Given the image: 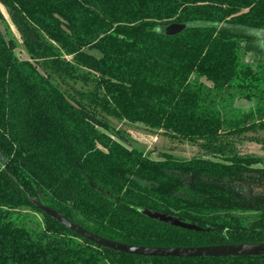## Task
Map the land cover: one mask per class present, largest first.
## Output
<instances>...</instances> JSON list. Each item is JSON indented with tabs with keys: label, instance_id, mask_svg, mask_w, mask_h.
Instances as JSON below:
<instances>
[{
	"label": "trees",
	"instance_id": "trees-1",
	"mask_svg": "<svg viewBox=\"0 0 264 264\" xmlns=\"http://www.w3.org/2000/svg\"><path fill=\"white\" fill-rule=\"evenodd\" d=\"M0 3L30 55L21 59L0 28V264H264V255L119 252L34 201L123 243L264 242V159L238 155L228 142L264 130V54L244 31L264 29V0ZM175 22L188 27L173 36L159 30ZM240 98L252 106L237 107ZM106 116L201 142L212 157L153 159L109 131ZM24 208L43 215L42 230L25 225Z\"/></svg>",
	"mask_w": 264,
	"mask_h": 264
},
{
	"label": "rangeland",
	"instance_id": "rangeland-1",
	"mask_svg": "<svg viewBox=\"0 0 264 264\" xmlns=\"http://www.w3.org/2000/svg\"><path fill=\"white\" fill-rule=\"evenodd\" d=\"M0 28L5 34L6 39L12 41L15 45V52L21 59H30V55L25 47L24 40L18 28L12 22L8 11L4 5L0 3ZM246 33H254L257 35L256 43L262 48L264 54V37L259 32L244 28ZM95 56L101 57L102 53L98 49L91 51ZM260 54V53H259ZM245 55L244 59H251V56ZM209 84L210 82L206 80ZM72 87L76 89L83 88L81 80L70 81ZM236 106L240 108H249L252 102L245 99H238ZM105 116V115H104ZM107 129L113 134L124 138L130 145L136 146L145 151V153L153 159H163L166 155H170L176 159H190L193 157L211 158L210 152L205 150L201 142H190L180 137H173L161 129H151L143 123H132L127 120H118L114 117H108ZM229 144L232 143V152L238 155H253L264 159V130L256 132L249 131L242 135L228 136ZM229 152V150H226ZM264 165L261 164L260 166ZM20 218L25 225L34 231H40L45 227L43 215L34 209L24 208L20 212Z\"/></svg>",
	"mask_w": 264,
	"mask_h": 264
},
{
	"label": "water",
	"instance_id": "water-1",
	"mask_svg": "<svg viewBox=\"0 0 264 264\" xmlns=\"http://www.w3.org/2000/svg\"><path fill=\"white\" fill-rule=\"evenodd\" d=\"M188 25L186 23H170L159 30L166 35H177L183 32ZM259 34L264 37V29L260 30ZM35 204L45 213L49 214L65 227L71 229L79 236L102 245L107 248L114 249L119 252H125L136 255L149 256H179V257H228V256H257L264 255V242H244L218 245H201V246H187V247H164V246H144L115 241L97 233H94L84 226L72 221L58 210L44 205L38 200H34ZM143 212L159 221L169 223L171 225L201 230L202 228L194 222H188L182 218L169 215L162 212L144 209Z\"/></svg>",
	"mask_w": 264,
	"mask_h": 264
}]
</instances>
